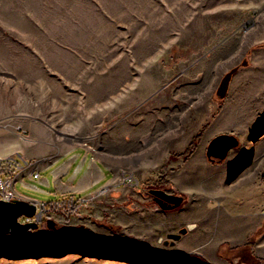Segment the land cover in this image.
<instances>
[{
	"label": "rangeland",
	"instance_id": "1",
	"mask_svg": "<svg viewBox=\"0 0 264 264\" xmlns=\"http://www.w3.org/2000/svg\"><path fill=\"white\" fill-rule=\"evenodd\" d=\"M263 48L264 0H0V117L42 118L57 138L95 145L104 136L117 143L125 124L146 120L157 145L166 108L175 104L182 118L183 104L203 101L217 77L249 68ZM260 103L264 110V96ZM153 176L130 180L137 194L119 191L133 201L128 210L139 203L142 234H122L112 209L97 219L112 233L102 241L72 234L70 216L52 214L55 229L44 222L27 232L32 244L7 249L0 264H264V189L225 192L226 199L219 191H176L161 170ZM156 188L183 196L180 208L161 210L149 193ZM15 189L56 200L20 183ZM110 196L119 206L118 192ZM230 220L239 221L237 234H226ZM181 228L188 233L172 245L168 233ZM176 253L205 262L173 260Z\"/></svg>",
	"mask_w": 264,
	"mask_h": 264
},
{
	"label": "crops",
	"instance_id": "2",
	"mask_svg": "<svg viewBox=\"0 0 264 264\" xmlns=\"http://www.w3.org/2000/svg\"><path fill=\"white\" fill-rule=\"evenodd\" d=\"M220 79L221 76L213 81L215 87L208 89V96H204L203 101L182 105V118H178L179 113L175 114V104L166 108V117L158 120L159 125L165 128L160 130L165 138L157 145V141L152 142L154 125H146V120L125 124L119 129L122 140L117 143L110 136H104V142L95 145L89 140L74 144L57 138L42 118L15 120L2 115L0 157L21 152L33 162L34 165L22 172L16 184L53 195L56 200L67 196L79 200L80 208L70 219L67 218L72 234L88 232L93 233L92 238L97 241L105 240L112 233L100 226L97 219L111 213V209L118 216L122 234L128 230L130 234H142L137 211L139 203L135 200L131 210H128L127 201H133L128 200L126 195L119 198L121 190L139 193L134 186L136 181L133 184L130 180L145 183L161 170L167 183L183 193L205 190L219 191L224 195L225 192L264 189V172H260L264 170V144H261L264 143V136L259 134L264 127V110L262 103L257 105V98L264 96V48L252 56L249 68L245 66L232 76L224 99L216 94ZM190 85L194 88L196 82ZM191 108H194V113L191 110L187 112ZM17 123L26 130L25 133L15 127ZM220 134H233L240 144H244L242 149L231 150L222 162L207 157L210 141ZM195 140V151L184 160L183 154ZM36 172L38 179L33 178ZM260 174L262 181L257 178ZM115 192L120 199L117 207H114L110 196ZM16 193L20 199L42 203L18 191ZM226 197L227 194L223 198ZM222 205L234 206L228 201ZM181 221L192 224L184 219ZM230 222L232 224H227L226 231L229 233L226 234H237L239 221ZM155 226L157 228V224ZM200 255L205 257L206 250Z\"/></svg>",
	"mask_w": 264,
	"mask_h": 264
},
{
	"label": "water",
	"instance_id": "3",
	"mask_svg": "<svg viewBox=\"0 0 264 264\" xmlns=\"http://www.w3.org/2000/svg\"><path fill=\"white\" fill-rule=\"evenodd\" d=\"M245 65L247 62L244 63ZM236 68L231 69L221 79L217 88L216 94L220 99H224L227 95L230 80L235 73ZM240 146L239 139L233 134H220L214 137L207 148V157L210 160L219 162L224 161L231 150ZM149 193L155 197V202L163 211L174 210L181 206L184 201L183 196L169 193L166 190L150 189ZM37 203L28 200L17 198L11 203H4L0 200V252L7 246L5 238L6 234H15L17 236H24L28 231L37 230L39 224L35 222L21 223L19 218L26 217H40V213L36 214ZM48 228L55 229V221L52 219L47 220ZM186 229L180 231L177 235L169 236L174 240H178L182 234L186 233ZM173 245V242L171 243ZM2 254L0 253V257Z\"/></svg>",
	"mask_w": 264,
	"mask_h": 264
},
{
	"label": "built area",
	"instance_id": "4",
	"mask_svg": "<svg viewBox=\"0 0 264 264\" xmlns=\"http://www.w3.org/2000/svg\"><path fill=\"white\" fill-rule=\"evenodd\" d=\"M33 165V162L21 152H14L7 156L0 157V200L2 202L11 203L18 198L15 190V184L19 180L22 172L32 167ZM38 177L39 174L37 172L33 174L34 179H38ZM79 207V200L72 196H67L53 202L39 203L37 205L36 211V214H41L39 218L36 216L31 218L22 216L19 218V221L21 223L36 221L40 227L42 221L46 220L48 217H51L52 214L72 216ZM22 237L15 234H11V238L5 237L7 241L6 249L13 248L18 244H32V241L25 239V237Z\"/></svg>",
	"mask_w": 264,
	"mask_h": 264
},
{
	"label": "trees",
	"instance_id": "5",
	"mask_svg": "<svg viewBox=\"0 0 264 264\" xmlns=\"http://www.w3.org/2000/svg\"><path fill=\"white\" fill-rule=\"evenodd\" d=\"M196 145H197V140H195L190 146V148L188 149V151L185 154H183L184 160H187L193 154V152L195 151ZM170 257L173 260H181V261H184L186 258L195 257L205 262L201 257H199L198 255H194V254L176 253V254H172Z\"/></svg>",
	"mask_w": 264,
	"mask_h": 264
},
{
	"label": "flooded vegetation",
	"instance_id": "6",
	"mask_svg": "<svg viewBox=\"0 0 264 264\" xmlns=\"http://www.w3.org/2000/svg\"><path fill=\"white\" fill-rule=\"evenodd\" d=\"M246 62V61H245ZM244 62V63H245ZM245 65V64H244ZM234 68H236V71H235V73L234 74H236V72L239 70V66H234L232 69H234ZM231 70V69H230ZM229 70V71H230ZM233 74V75H234ZM156 189H161V190H165V189H162V188H156ZM152 201L156 204V202H155V197L152 195ZM157 205V204H156ZM178 208H180V207H178ZM178 208H176V209H174V210H172V211H169V212H174V211H176V210H178ZM47 220L48 219H46V220H43L42 221V224H44V222H46L47 223ZM184 228H181L177 233H168L169 235H168V237L169 236H172V235H177V234H179L180 233V231H182ZM180 238H181V236L179 237V239L178 240H180ZM171 239V242H173V243H175V241H177V240H174L173 238H170Z\"/></svg>",
	"mask_w": 264,
	"mask_h": 264
},
{
	"label": "bare ground",
	"instance_id": "7",
	"mask_svg": "<svg viewBox=\"0 0 264 264\" xmlns=\"http://www.w3.org/2000/svg\"><path fill=\"white\" fill-rule=\"evenodd\" d=\"M191 225H193V227H194V224H190V226H191ZM3 250H4V249H3ZM3 250L0 252V253L2 254V257H4L6 251H8L7 249H6L5 251H3ZM9 251H10V250H9Z\"/></svg>",
	"mask_w": 264,
	"mask_h": 264
}]
</instances>
